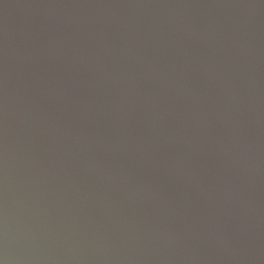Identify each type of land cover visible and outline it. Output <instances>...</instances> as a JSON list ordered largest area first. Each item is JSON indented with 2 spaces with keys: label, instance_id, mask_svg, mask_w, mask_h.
I'll return each instance as SVG.
<instances>
[{
  "label": "water",
  "instance_id": "95a60500",
  "mask_svg": "<svg viewBox=\"0 0 264 264\" xmlns=\"http://www.w3.org/2000/svg\"><path fill=\"white\" fill-rule=\"evenodd\" d=\"M0 264H264V0H0Z\"/></svg>",
  "mask_w": 264,
  "mask_h": 264
}]
</instances>
